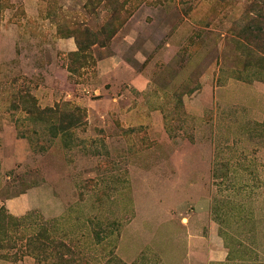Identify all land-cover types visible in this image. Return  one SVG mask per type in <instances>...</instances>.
<instances>
[{"label":"rangeland","instance_id":"374dc122","mask_svg":"<svg viewBox=\"0 0 264 264\" xmlns=\"http://www.w3.org/2000/svg\"><path fill=\"white\" fill-rule=\"evenodd\" d=\"M12 27L0 133L28 155L0 162V198L38 186L39 209L0 208V264H54L9 219L32 212L79 263L264 264V0H0Z\"/></svg>","mask_w":264,"mask_h":264},{"label":"crops","instance_id":"0c3cea01","mask_svg":"<svg viewBox=\"0 0 264 264\" xmlns=\"http://www.w3.org/2000/svg\"><path fill=\"white\" fill-rule=\"evenodd\" d=\"M3 32V31H2ZM6 32V31H5ZM5 35V33H4ZM1 34V50H3V40L8 41L11 40V55L10 60H15L14 58L17 56V48L20 47V41L18 40V35L16 36L15 28H10V31L8 35L3 36ZM130 73V71H129ZM130 84L133 85L135 88L142 89L145 87V83L143 80V77L138 74L137 72L130 73ZM119 115L122 116V121L127 126H133L135 122H137L135 115L138 111H131V112H125L124 109H120L119 107ZM160 113L155 112L154 118L161 121V124H163V115H158ZM132 123V124H130ZM1 126V123H0ZM2 132L0 133V162L2 165H4L6 168H12L16 163H22L26 160L28 155V144L26 139L18 137L15 132V127H9L7 125H2ZM8 163H13V166H8ZM7 170V169H6ZM38 188L34 187L28 191L22 192L14 197H9L7 199L0 198V208L2 206H6L9 209V212L14 216H21L26 214L31 209H37L38 206L33 203L29 202V196L31 193L36 196L38 194ZM35 199V197H33ZM39 209V208H38Z\"/></svg>","mask_w":264,"mask_h":264},{"label":"trees","instance_id":"16d2710c","mask_svg":"<svg viewBox=\"0 0 264 264\" xmlns=\"http://www.w3.org/2000/svg\"><path fill=\"white\" fill-rule=\"evenodd\" d=\"M258 69L264 74V63L260 64ZM47 111L54 112L55 109H49ZM77 111H79V109ZM68 129L69 127L59 128L63 133L67 132ZM1 212L2 211H0V214ZM34 214H36V212L29 213L20 219L9 218L15 223L12 225L13 227H19L21 223H25L26 221H28L29 225L32 227V233H21L22 239L25 238V245L23 246H25L26 253L33 256L38 262H52L54 264H86L83 259L81 263L78 262L81 257H79L73 250L70 242L65 239L57 241L54 233H56L57 229L61 228V219L57 218L47 221L41 217L40 223L37 221L30 222V216ZM2 222L3 219L0 217V227H2Z\"/></svg>","mask_w":264,"mask_h":264}]
</instances>
